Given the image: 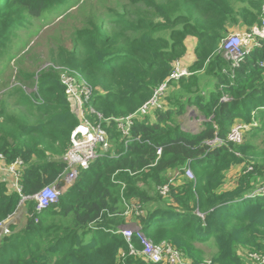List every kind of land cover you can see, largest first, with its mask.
Instances as JSON below:
<instances>
[{"label": "trees", "instance_id": "16d2710c", "mask_svg": "<svg viewBox=\"0 0 264 264\" xmlns=\"http://www.w3.org/2000/svg\"><path fill=\"white\" fill-rule=\"evenodd\" d=\"M78 1L0 0V61L19 39L18 29ZM263 5L264 0L103 5L83 17L71 48L59 46L51 67L24 75L33 80L27 85L33 90L10 87L23 91L19 102L27 109L13 126L9 120L0 125V153L5 163L21 158L24 167L21 194L0 181V221L16 211L21 195L57 182L65 169L61 155L79 119L54 66L73 68L89 82L90 104L110 118L104 126L117 155L95 158L47 208L37 211L27 200L24 227L11 224V233L0 238V264H165L128 254L121 227L135 224L152 242L171 243L189 264H245L244 254L264 253V194L252 195L264 186V148L252 140L264 131ZM232 32L253 38L237 65L221 51ZM188 37L196 39L189 74L170 83L160 108L134 121L131 135L139 140L125 144L114 119L133 113L169 78L174 61L187 52ZM188 108L203 118L198 131L178 121ZM235 122L246 125L240 143L226 140ZM215 138L223 142L210 145ZM235 165H243L241 173L223 188L225 172ZM185 167L194 180L175 186L164 176ZM164 184L169 192L161 201ZM123 199L142 212L124 214ZM132 243L140 249L136 237ZM199 243L214 247L208 259Z\"/></svg>", "mask_w": 264, "mask_h": 264}, {"label": "built area", "instance_id": "2783aa9c", "mask_svg": "<svg viewBox=\"0 0 264 264\" xmlns=\"http://www.w3.org/2000/svg\"><path fill=\"white\" fill-rule=\"evenodd\" d=\"M262 9L264 11V5ZM262 27L263 32L261 35L264 36V18L262 19ZM252 40L253 38H251V41ZM221 51L226 60H230L234 65H237L248 51V48L242 36L236 32H232L222 41ZM54 68L59 71V78L63 85L64 93L70 101L71 108L78 117L79 122L70 132L67 147L62 155V159L65 162V169L60 175L59 180H65V187L58 190L55 187V182L43 185L38 191L31 195H21L18 206L22 202L34 199L38 211L56 203L62 192L76 181L80 170L86 169L95 158L107 153H110L112 156L117 155V153L112 151L108 131L104 126V122L109 121L110 118H102V116L92 108L90 104L92 87L84 75L69 67L54 66ZM188 74V67L182 63L181 59L174 61L169 78L154 89L153 94L148 100L141 104L133 113L114 119L116 127L125 144L133 140H139L138 136L131 135V126L134 121L136 119H143L145 116L149 115L153 109L160 108L170 83ZM245 128L246 125L243 123L235 122L230 127L226 140L233 143H240ZM222 142V139L215 138L208 143L211 145L221 144ZM156 153L160 155L161 150L158 149ZM23 167L24 163L21 158H16L11 163H5L4 156L0 153V171L3 173L2 180L5 182L8 181V187L19 194H21V184L19 180ZM185 174L194 179L189 167L186 168ZM159 192L161 195L166 196L169 192V185L164 184L159 187ZM253 194L263 195L264 186L255 188L252 195ZM133 206L134 208L127 206V210L124 211V214L130 215V213L134 211V213L138 215L142 212L139 204L135 203ZM13 214L7 219L0 221V232L2 235L11 233L9 224L11 223L10 218ZM35 220L37 221V219ZM121 232L129 245L128 254L140 256L150 262L162 261L165 264H183L185 261L183 253L171 243L167 241H161L159 243L152 242L143 235L140 226L136 224L122 226ZM133 237L139 240L140 249H137L132 243ZM247 257L257 264H264V253L250 251L247 253Z\"/></svg>", "mask_w": 264, "mask_h": 264}, {"label": "rangeland", "instance_id": "374dc122", "mask_svg": "<svg viewBox=\"0 0 264 264\" xmlns=\"http://www.w3.org/2000/svg\"><path fill=\"white\" fill-rule=\"evenodd\" d=\"M120 1L121 0H80L58 13L53 12L51 14H44L39 19L31 20L26 27L18 29L17 33L19 39L14 41L13 49L10 51L9 55L4 58L5 61H0V125H4L5 120H9L6 124L11 122V126H13L15 121L21 117L22 109H27L25 106L26 102H19L20 98H22L21 94L23 91L15 92L16 89L9 91L8 89L12 86L20 85L26 92H29L30 88L33 90V87H27V85L31 86L33 84V80H25L24 75L36 74L42 69L51 67V65H53L52 63H55L52 60L59 46L71 48L73 31L81 27L82 19L85 15L93 11L102 10L103 5H116ZM236 33L242 36L246 46L250 45L251 38L240 32ZM187 44L191 45L190 42H187ZM2 90H5L3 94L1 93ZM202 119L199 111L188 108L187 112L179 117L178 121L181 123L183 129L195 132L201 128ZM252 140L259 148H264V131H259ZM242 168L243 165H235L225 172V185L223 188L233 186ZM185 170L186 167L180 173H178V171H168L164 176L168 177L170 181H174V185L178 186L185 180L195 179V174L192 169L191 171L194 179L186 175ZM7 184L9 185L8 181ZM139 184L141 185L142 183ZM150 193L153 195L152 191H150ZM31 200L33 203L36 202L34 199ZM164 200H167V196H163L161 201ZM122 201L124 204L123 207L125 208H127V206H132L134 202L131 201L126 204L124 199ZM28 207L29 201H25L16 208L15 213L11 217L12 222L10 223V225L15 223V230L24 226L26 222L25 212ZM1 237L2 234L0 232V238ZM199 244L205 252V258L208 259L210 255L214 253V247H209L204 243ZM239 251L240 255L243 254L241 250ZM244 257L246 258L243 259L245 264H255L249 261L246 254H244ZM186 261L189 262L185 259L183 264H187Z\"/></svg>", "mask_w": 264, "mask_h": 264}, {"label": "crops", "instance_id": "0c3cea01", "mask_svg": "<svg viewBox=\"0 0 264 264\" xmlns=\"http://www.w3.org/2000/svg\"><path fill=\"white\" fill-rule=\"evenodd\" d=\"M187 42H190L191 45H188ZM186 45H187V52L186 54L183 56V58L181 59L182 63L188 67V65H190L192 63V61L194 60L195 56H194V48H195V45H196V39L194 37H188L186 39ZM3 91V90H2ZM63 155V154H62ZM62 155H61V158H62ZM2 177H3V173L0 171V181H3L2 180ZM9 186V185H8ZM10 221H11V218H10ZM12 222V221H11ZM14 223V222H13ZM15 224V223H14ZM24 227V226H22ZM21 227V228H22ZM17 230V229H16ZM242 252H246L245 249L241 248L240 249ZM215 251V249L213 248V252ZM212 252V253H213ZM239 254H240V251H239ZM242 255V254H241ZM187 260V259H186ZM189 261V260H188ZM187 264H189V262L186 261Z\"/></svg>", "mask_w": 264, "mask_h": 264}, {"label": "water", "instance_id": "95a60500", "mask_svg": "<svg viewBox=\"0 0 264 264\" xmlns=\"http://www.w3.org/2000/svg\"><path fill=\"white\" fill-rule=\"evenodd\" d=\"M65 184H66L65 180L61 179L56 182L55 187L56 189L61 190L63 187H65Z\"/></svg>", "mask_w": 264, "mask_h": 264}, {"label": "bare ground", "instance_id": "6f19581e", "mask_svg": "<svg viewBox=\"0 0 264 264\" xmlns=\"http://www.w3.org/2000/svg\"><path fill=\"white\" fill-rule=\"evenodd\" d=\"M93 108V107H92ZM94 109V108H93ZM74 183V182H73ZM30 200V199H29ZM36 203V202H35ZM35 208H36V206H35ZM36 210H37V208H36ZM38 211V210H37ZM10 225V224H9ZM10 227V226H9Z\"/></svg>", "mask_w": 264, "mask_h": 264}]
</instances>
